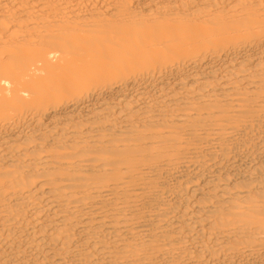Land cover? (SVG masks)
<instances>
[{
	"label": "bare ground",
	"instance_id": "obj_1",
	"mask_svg": "<svg viewBox=\"0 0 264 264\" xmlns=\"http://www.w3.org/2000/svg\"><path fill=\"white\" fill-rule=\"evenodd\" d=\"M0 264H264V0H0Z\"/></svg>",
	"mask_w": 264,
	"mask_h": 264
}]
</instances>
